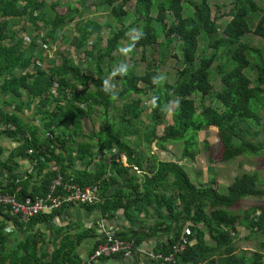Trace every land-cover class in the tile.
<instances>
[{
  "label": "trees",
  "instance_id": "1",
  "mask_svg": "<svg viewBox=\"0 0 264 264\" xmlns=\"http://www.w3.org/2000/svg\"><path fill=\"white\" fill-rule=\"evenodd\" d=\"M106 1L107 4L121 1L111 8L114 21L121 23L128 15L124 7L129 0ZM188 4L191 11L186 13L190 9ZM45 5L44 0H0V94L9 97L8 103H15L12 112L0 107V124L11 123L15 127L14 130L0 128V135L19 143L10 158L34 162L31 171L22 177L14 173L6 185H0V191L14 193L23 200L31 189L28 194L33 198L44 194L58 174L81 187L97 184L103 202L80 206L107 218L121 210L130 222L139 221L140 213L154 219L142 232L115 234L133 240L135 247L146 236L176 227L174 236L160 242L153 250L167 254L181 236L186 248L177 254L174 263L164 264H264L260 249L242 250L239 254L233 240L237 227H243L247 235L255 232L264 236V206L253 204L239 213L231 211L243 198L264 199V187H257L255 171L236 174L225 192H219L214 187V179L193 183L179 160L160 159L158 153L150 151L155 140L158 149L164 151L168 143L181 140V156L193 160L199 152L198 148L193 149L199 144L198 133L210 126L218 130L222 161L264 151V140L253 141L262 138L261 134L264 136L260 114L264 98L257 95V90L264 86V44L255 46L248 39L242 40L251 32L264 40V7L257 0H233L227 13L230 18L219 35V17L212 14L209 0H135L132 10L135 20L141 22L136 33L130 31L127 35V26L114 29L108 24L110 30L102 47L100 24L87 21L78 26L77 46L89 42L90 50L85 48L83 52L96 59L90 71H85L82 62H74V58L67 55L60 56L59 64L52 61L48 68H43L38 64L43 58L40 55L35 58L38 48L35 40L25 46L20 30L10 29L9 19L12 18L35 26L41 21L49 27L46 35L57 37L55 31L75 20L79 13L74 8L73 12L69 10L64 14L55 10L52 15L45 10ZM54 7L55 4H51L53 10ZM257 12H261V16L252 28L251 15ZM168 15L172 18L169 23L166 22ZM154 24L160 25L167 43L174 38L179 41L182 65L176 69L173 80L160 84L157 67L143 74L117 68L114 77L120 88L117 91L109 88L107 76L103 74V60L111 57L127 37L131 38L129 43L134 48L144 49L157 43ZM214 34L218 36L208 44L211 52L199 54L200 36ZM248 67L254 71L253 80L245 73ZM211 72L219 78L221 89L213 85ZM147 92L151 103L147 114L149 127L142 138L149 150L145 155L139 149L138 128L143 114L139 100ZM131 95L135 98L130 99ZM126 100L118 118L109 116L118 109L116 101ZM172 101L175 102L172 122L165 124L162 134L158 135L156 127L165 121ZM32 104L34 117L43 126V136L36 125L26 122L17 112ZM93 113L98 114L101 122L100 136L93 130L83 133V122L92 118ZM78 136L80 141L76 140ZM129 136H134L136 141H128ZM29 148H32L31 153ZM112 151L116 153L112 155ZM121 153L126 157V165L117 161H113L111 167L105 164V156L115 158ZM34 175L36 181L31 180ZM121 180H124L122 185ZM66 207L69 206L39 213L23 224L4 212L5 206L0 205V264H84L76 248L95 235L92 229L72 232L75 224L71 223L49 227L52 235L49 234L48 240L53 247L50 251L45 248L46 234L40 226L49 225ZM6 222L13 226L11 230H7ZM141 222L144 224V220ZM186 226L190 234L182 235ZM11 232L25 236L18 237L9 248V238L14 234ZM206 235L211 242L206 240ZM98 238L88 254L96 247ZM259 247L264 248V241Z\"/></svg>",
  "mask_w": 264,
  "mask_h": 264
},
{
  "label": "rangeland",
  "instance_id": "2",
  "mask_svg": "<svg viewBox=\"0 0 264 264\" xmlns=\"http://www.w3.org/2000/svg\"><path fill=\"white\" fill-rule=\"evenodd\" d=\"M196 1V0H191ZM212 4V14L219 17L217 20V23L219 25V35L221 34L222 28L226 24V22L229 20L230 16L227 15L229 12L232 1L233 0H209ZM258 4L262 7H264V0H257ZM45 2V10L50 11L52 15H54L55 10L57 12H60L64 14L67 11L73 12L74 8H77L79 10L78 15H76L75 20L66 23L61 29H59L57 32V37L53 36L50 37L46 34L49 30L48 26H45L41 21L37 22V26L31 25L29 22H26L19 18H12L9 19V25L11 30H20V33L26 32L29 34V36H32L33 40H37L41 38V45L38 44L37 50L34 52L35 58L40 55L43 58V62L41 63L43 68H48L52 61H54L55 64H59L61 61V55H67L72 56L74 58V62H82V68L87 71L91 69V66L95 64L96 59L94 56L87 57L83 50L86 48L87 50H90V43L85 42L84 45L81 47L77 46L78 43V26H80L83 22L92 21L96 24L101 25L100 29V37L101 42L100 45L103 47L106 44V38L108 36L110 27H113L114 29H118L123 26H127L128 31L127 35L131 32L136 33L139 31L141 22L138 20H135V13L133 12L134 2L135 0H129L125 5V10L127 11V16L121 20V23L115 22L114 17L111 12V8L115 5H117L121 1L113 2L112 4H107L106 0H44ZM186 2V1H185ZM51 4H55L54 10L51 8ZM72 6V8L70 7ZM189 8L187 12L191 11V7L188 4ZM156 9H153V12H155ZM261 16V12H257V14L251 15V26L252 28L255 27L257 21L259 20ZM172 18L170 15L167 16L166 22H171ZM109 24V26H107ZM23 27L25 29H23ZM156 35H157V43L153 44L151 47H147L144 49L140 48H134L131 47V43L129 41V37L123 40L122 43L119 44L118 49H116L111 57L105 58L102 62L103 66V74L107 76L108 86L112 90H119L120 84L119 81L114 77V72L117 68H120L122 70L130 69L132 72L136 74H143L145 70L156 68L158 69L159 73V83L163 84L164 82H171L173 80V77L175 75L176 69L181 66L182 61L181 60V54L179 50V41L178 39L174 38L173 41H170V44L166 42V39L163 35V32L160 30V25L154 24ZM47 36V37H45ZM218 35L214 34L211 36H200L199 38V54H209L211 52V48L208 46L210 40H213V38H216ZM94 35L90 37L93 38ZM46 38H51L50 40H47ZM54 39V40H53ZM255 45V46H262L264 44V40L254 34L246 33L242 40H247ZM57 40V41H55ZM90 41V40H89ZM181 43V42H180ZM51 44L56 45V49L53 50ZM48 50L50 52L48 53ZM128 50V51H123ZM144 57V60L141 59V57ZM81 57H84L81 59ZM197 63V61L195 62ZM90 71V70H89ZM245 73L248 74V76L253 80L255 77L254 71L251 70L250 67H248L245 70ZM212 77V83L215 86L216 89H221V85L219 82V78L217 75H215L214 72H211ZM143 86V84H141ZM257 95L261 98H264V86L259 88L257 90ZM150 93L147 92L146 94H143L140 96V108L143 111V114L140 115V125L138 130V136L141 140L140 142V150L142 152H147L148 147L145 142L142 141L144 132L149 127L148 121L149 118L147 114H149V105L151 103L150 99ZM198 96H195L197 98ZM131 98H135L134 95H131ZM137 98V97H136ZM209 100L206 99V102ZM215 100V99H214ZM128 101H116L115 105L117 106V110H113L110 112L109 116H112L114 118H118L120 114V110L122 108V105L127 103ZM217 101L214 102V105H216ZM175 107V102L172 101L170 103L169 111L166 115L165 121L158 125L156 127V133L158 135L162 134V130L167 123H171V113L173 108ZM26 111H29V116L32 121V124L36 125L39 129L40 135L45 133L43 131V126L39 119L34 118L32 116V110L25 108ZM262 117V124L264 125V109L260 112ZM83 133L87 134L91 130L94 131V133L97 136H100L102 134L101 129V122L98 117L97 113H93L92 118L85 119L82 125ZM39 135V136H40ZM51 138L52 135L48 134ZM261 137L253 139L254 142H261L264 140V136L261 134ZM77 141L81 140V137H76ZM128 141H136L134 136H129ZM198 140L199 144L198 146H194L193 149L197 150L199 149L198 154L196 155L195 159L191 160L189 157H182L181 151L183 148V142L181 140H175L171 143H168L166 145V151L159 150L158 146H156V140L151 143L150 145V151H153V153H158V157L160 159L169 160L171 157V153H173L177 160H179V163L184 167L186 170L189 178L193 183H199L205 181L207 179H218L214 187L218 188L219 192H225L226 185L229 184V181L236 175L243 171H249L253 172L255 171L258 174V180H257V187L263 188L264 187V151H260L256 155H243L239 156L233 160H227L222 161L221 155H222V144L219 140L218 130L214 126L207 127L203 130H201L198 133ZM202 141H204L202 143ZM125 156V155H124ZM106 156L105 158H107ZM208 181V180H207ZM253 204H258L261 206H264V199H258L256 197H246L241 199L237 204H235L231 211L234 213H239L243 209L248 208L249 206ZM54 222L46 224L44 226H40L42 232L46 234L44 236V239L47 241L45 243V248L50 251L53 247V243H50L48 240V236L52 235V233H49L50 229L49 227H52ZM9 226V225H8ZM49 226V227H48ZM205 228V227H203ZM77 228H75L76 230ZM11 230V228H9ZM74 230V231H75ZM14 233V232H11ZM239 234V236H238ZM247 234V231H246ZM21 232L14 233L9 238V248L14 245L15 240L18 237H24ZM206 240L208 242H211V239L208 235H206ZM234 244L237 246H243L246 249H239L237 253H241V250H249L248 252H251L252 250H259L264 254V248L259 247V243L264 241V236L259 233L253 232L252 235H247L245 237L244 229L243 227H240L238 232L235 234L234 237ZM91 239L86 238L77 248L76 253L81 257V259L85 260L86 257V251L88 250V245L90 244ZM251 250V251H250ZM88 256V255H87ZM98 261H95L93 264H100L96 263ZM104 264H114L112 260L106 261Z\"/></svg>",
  "mask_w": 264,
  "mask_h": 264
},
{
  "label": "crops",
  "instance_id": "3",
  "mask_svg": "<svg viewBox=\"0 0 264 264\" xmlns=\"http://www.w3.org/2000/svg\"><path fill=\"white\" fill-rule=\"evenodd\" d=\"M58 64V63H57ZM9 97L8 96H2L0 94V107L4 109L5 112H12L14 111L15 103H8ZM32 110V116L34 117V105L24 106L21 111H17L20 116L29 124L32 123L29 111H26V109ZM35 118V117H34ZM18 141H15L11 137H7L4 135H0V185L4 186L6 185L10 179L13 177L14 173L18 174V176H23L26 174V172L29 171V161L26 159L21 158H10L11 152L18 146ZM148 152V151H147ZM145 153V155L147 154ZM153 152V151H151ZM112 155L115 153H111ZM106 157V156H105ZM113 156L108 155L107 158H104L105 164H107L109 167H111L113 161L120 162L123 165H126V157L124 154H119L115 158H111ZM169 160H177V157L171 153V157ZM139 174L143 173V171H138ZM36 175H34L31 180L36 181ZM203 182H206L205 179H203ZM218 179H215L216 182ZM232 180V179H231ZM230 183V181H229ZM124 184V180H121V185ZM215 184V183H214ZM32 185V184H30ZM227 186V185H226ZM31 189H29V192ZM26 194V196H29V194ZM1 220V217H0ZM137 220L135 222H130L125 219L123 216V213L121 210L117 211L114 217H102L100 212L98 211H90L86 209L83 206H69L64 208L63 213L56 217L53 222V226L55 225H66L68 223L75 224V230L80 231L84 229H92L95 235L93 237H88L91 239L90 244L88 245V250L86 251V254L88 255L89 249L94 245L96 242V239L98 237H101L105 231H112L115 232H122L126 231L131 233L132 230H138L139 232H142L145 230V227L148 226V224H152L154 219L153 218H146L144 216V213H140L137 217ZM142 220H144V224H142ZM7 226L10 224L9 222H6ZM6 226V227H7ZM49 227V226H48ZM239 230L240 227H237ZM244 229V228H243ZM72 230V232H74ZM182 231V230H181ZM176 232V227H172L169 231L163 233L159 232L157 235L153 236H146L144 237L143 241L135 247L134 252L129 256H122V255H113L111 257H105L100 258L98 262L100 264H104L108 260H112L114 264H160L158 261L152 259L150 257L151 252H153V248L156 247L157 244L160 242L166 241L168 238L174 236ZM17 233V232H16ZM245 237L247 236L246 230L244 229ZM239 236V234H238ZM49 238V236H48ZM237 250L239 249H246L243 246H237L235 245ZM242 251V250H241ZM87 255L85 259L87 258Z\"/></svg>",
  "mask_w": 264,
  "mask_h": 264
},
{
  "label": "built area",
  "instance_id": "4",
  "mask_svg": "<svg viewBox=\"0 0 264 264\" xmlns=\"http://www.w3.org/2000/svg\"><path fill=\"white\" fill-rule=\"evenodd\" d=\"M21 37L25 46L30 44L33 40L32 36H29L26 32L21 33ZM46 39L50 40L51 38ZM37 42L41 45V38H39ZM51 46L53 50L57 48L54 44H51ZM49 52L50 50H48V53ZM41 63L42 62L39 61L38 64ZM3 127L11 130L15 129L11 123H1L0 128ZM28 152L31 153L32 148H29ZM112 153L116 152L112 151ZM29 164V171H31L34 162ZM95 202H103L100 196L99 185L94 184L81 187L72 180H66L60 174L50 181L49 188L44 194L36 195L33 198L26 196L23 200H20L14 193H2L0 191V205L5 206L4 212L17 218L18 221L23 224L27 223L32 217L39 213H50L52 210L62 206H80L85 203ZM12 227V225L7 226V230H9V228L12 229ZM183 234H190V229L187 226L183 228L182 235ZM98 239L99 242L92 253L88 254L87 258L84 260V264H93L102 257H111L113 255L129 256L135 250L133 240L120 238L112 231H105ZM185 248L186 242L184 241V237L181 236L178 241L172 244L167 254L153 251L150 257L156 261H161L162 264L174 263L177 254L182 252Z\"/></svg>",
  "mask_w": 264,
  "mask_h": 264
},
{
  "label": "clouds",
  "instance_id": "5",
  "mask_svg": "<svg viewBox=\"0 0 264 264\" xmlns=\"http://www.w3.org/2000/svg\"><path fill=\"white\" fill-rule=\"evenodd\" d=\"M123 51H128V50H123Z\"/></svg>",
  "mask_w": 264,
  "mask_h": 264
}]
</instances>
